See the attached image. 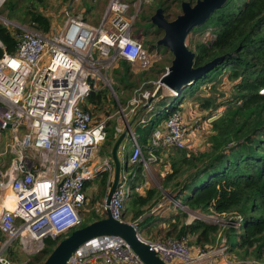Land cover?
Returning <instances> with one entry per match:
<instances>
[{"label": "built area", "instance_id": "1", "mask_svg": "<svg viewBox=\"0 0 264 264\" xmlns=\"http://www.w3.org/2000/svg\"><path fill=\"white\" fill-rule=\"evenodd\" d=\"M141 3L135 1L136 5ZM137 15L127 0H110L98 26L69 16L63 30L53 36L50 31L25 29L15 35L14 53L0 55V135L8 130L12 136L0 154H15L12 165L5 172L0 170V187L9 190L15 201L14 209L3 205L0 213V232L6 236V241L0 242V264H14L5 254L13 242L41 252L45 239H58L81 227L88 202L86 183L101 173H108L112 183L113 157H101L98 150L107 139L106 120L95 122L83 103L92 89H99L100 80L114 92L102 70L113 69L120 60L141 69L152 65L149 50L134 37ZM0 48H4L1 41ZM158 84L161 86L160 80ZM154 96L148 90L136 91L128 102L130 111L135 113L150 100L152 108ZM123 115L126 118L124 109ZM127 127L132 145L129 162L142 164L148 171L157 157L145 156L144 144L128 121L124 127L116 126L117 134ZM148 145L150 155H155L156 149L186 148L183 112H170ZM130 191L128 176L123 173L110 203L106 196L95 207L96 212L103 215L109 207L114 218L128 222L123 212ZM172 202L182 208L176 199ZM129 223L139 232V221ZM241 223L242 216L237 214L229 227L239 228ZM142 238L167 264H213L206 262L205 253L194 256L182 240L153 242ZM67 264L145 263L122 237L102 235L78 247Z\"/></svg>", "mask_w": 264, "mask_h": 264}, {"label": "trees", "instance_id": "2", "mask_svg": "<svg viewBox=\"0 0 264 264\" xmlns=\"http://www.w3.org/2000/svg\"><path fill=\"white\" fill-rule=\"evenodd\" d=\"M39 1L26 0L23 3L20 0H9L6 10L10 12V17L18 12L24 13L27 16L24 21L48 33L52 23L39 9ZM168 1H162L160 6H166ZM176 1L182 4L185 0ZM170 8L164 7V11ZM151 25L153 26L152 23ZM207 29L212 30V39H191L188 45L196 53L195 66L203 65L216 57L225 58L199 80L184 87L180 94L173 96L176 102L168 104L166 117L173 110L179 109L178 102L187 94L208 82H212L214 88L215 84L224 82L223 75L227 77L226 86L231 87L235 97L228 102L222 115L211 122L208 149L194 151L187 148H165L171 150L167 157L171 169L166 173L162 186L192 211L216 214L238 212L242 216L241 225L227 230L230 250L239 253L243 251L248 258L264 264V0H228L192 32ZM139 36L142 37L141 33ZM0 41L4 45V48H0V55L4 52L14 53L17 38L2 23ZM120 67L122 69H115L114 72L119 75V81L125 84L126 90L130 89L131 84L126 82V78L131 75V64L121 60ZM166 70H162L163 73ZM113 87L116 92L120 89L119 85ZM110 95L108 87L92 89L83 107L90 112H98L104 111L108 105L110 109L107 110H112L111 106H116L117 101ZM117 95L120 104L127 103L131 97L122 99L120 94ZM156 96L158 93L154 97ZM165 99L166 96H163L158 105ZM158 105L156 103L154 106L152 98L153 109ZM202 105L209 108L210 99L204 100ZM149 109L151 108L138 110L134 120L130 121L134 133L144 144V153L150 150L148 144L157 128L156 119L149 118L146 126L140 122ZM105 114L110 115L109 112ZM106 124L108 134L102 152L111 156L113 145L120 134L116 132L117 120L109 119ZM163 149H156L154 153L160 156ZM134 170L135 175L129 180L131 191L126 200L123 218H130V221L141 218L140 221L148 227L151 221L150 208L158 203L163 192L157 187H151L145 194H141L138 188L143 182V165L137 164ZM185 173L186 177L183 179ZM109 183L108 173H101L96 179L86 183V193L93 185L97 187L92 196L93 207L103 203ZM87 196L89 199L88 193ZM176 209L178 211L171 218L174 224L168 231V236L183 238L188 234H195L200 244L215 242L219 226L202 220L187 224L188 212L182 208ZM103 217L105 215L92 208L90 214L84 217L81 227ZM68 235H62L58 239H45L44 249L33 256L28 264H43L57 243Z\"/></svg>", "mask_w": 264, "mask_h": 264}, {"label": "rangeland", "instance_id": "3", "mask_svg": "<svg viewBox=\"0 0 264 264\" xmlns=\"http://www.w3.org/2000/svg\"><path fill=\"white\" fill-rule=\"evenodd\" d=\"M8 1L9 0H2L0 2V10L2 11L0 12V23L7 26L9 30L15 35L21 33L25 29L35 28L28 22L24 21L27 16H25V14L22 12H18L15 14V16L10 17V12L6 10ZM22 1L23 3L26 2V0H20V2ZM127 1L132 4V13H138L134 24V37H138V34L141 33V36L143 38L139 36V39L144 44V47L149 50L150 54L154 58V61H152V65L148 69H141L137 65H131V75L126 78V82H129L131 84V88L127 90L125 88V84L119 81V75L114 72L115 69H122V67H120L121 60L114 66L113 69H110L107 72L106 70H102V73L109 79L112 86L115 85L117 87L119 85L120 89L118 92L115 91L114 87V92L109 88L111 90L110 97L112 99H115L117 102L120 101L117 94H120L121 98L124 99L129 98V96L132 97L136 91L142 90H148L152 94L158 93V96L153 97L154 106L156 103L158 105L159 100L162 99L163 96H166L167 99L163 100V102H160L157 106L158 108L154 107L153 109L152 107V110L149 109L140 121L148 122L149 118H151L152 120L156 119L155 124L157 125V127H159L164 124L167 118L166 112L168 104L171 102H176V99H174L173 96L177 95V93H173L172 90L166 88L163 85H161L160 87V85L158 84L160 78L165 74V72L163 73L162 70L168 69V67L172 63L174 56L170 49L164 46H159L157 44L158 40L164 36V30L158 29L154 25L152 26L151 17L155 14L156 10L159 7L167 8L168 6H170L171 8L165 11V16L168 20H173L182 12L181 2H178L176 0H169L166 6H160L162 1L166 2L167 0H142L141 5L139 6L138 4H135V1L138 2V0ZM185 1H189L192 4L196 3V0ZM109 2L110 0H40L39 9L42 10L50 18L52 24L49 35L53 36L59 31L63 30L69 16L81 17L89 24L98 26L102 20V17L106 13ZM213 37L214 35L211 29H207L202 32H191L187 37V44L189 45L191 39L197 41H206L212 39ZM222 78L224 79L225 85L223 84L224 82H220L218 84H215L216 87L214 88V84L212 82H208L201 88L199 87L198 89H196L193 93L187 94L186 97H183L178 102L179 109L175 110H181L184 114L188 143L186 148L189 150L204 151L209 148V139L212 132V118L216 116L218 118L220 116L219 113H223L227 107L228 102L232 101L235 97L234 91L231 89V87L226 86V83H228L227 77L223 75ZM98 86L99 88L108 87L104 84L103 80L98 81ZM208 98L210 99L211 105L209 106V108L203 107L202 103ZM128 102L120 104L121 106L118 103L116 106L112 105V110H109L110 108L107 105L104 111H93L92 114L94 116V121L96 122L106 120L107 122L109 119H115L117 120L118 126H124V123L126 124V121L130 122L134 120V117L136 116V114H138V110L149 108L140 106L135 113H132L130 111V107H128ZM121 107L125 111L126 118L123 115V109H121ZM107 108L109 109L107 110ZM106 112H109L110 115L105 114ZM142 124L143 126H146L144 122ZM11 139L12 136L10 134V131H2V134L0 135V152L6 148V144L11 141ZM104 145H106V141H104L98 148L101 157H105V154L102 152V146ZM170 152L171 150L169 149H164L162 151L163 160H168L167 157ZM28 154L32 155V152L28 151ZM14 156L15 154L11 153L10 151L6 152L5 154H0V162H5V164L0 163V170L5 172L11 166L9 163L12 161ZM120 161L122 163V167H124V157L120 156ZM166 164H168L167 161ZM155 167H157V169ZM161 168L162 171L159 172ZM170 169L171 166L168 171H170ZM165 172L166 171L162 162H159L157 166L151 165L149 171L147 172L143 171V182L139 185V188L141 187L140 189L142 190V192H139H141V194H145L148 186L149 188L157 187L163 192L159 196L158 203L150 208V225L148 227H145L146 225L143 224L144 222L140 221L141 218L136 220L139 221V233L145 239L153 242H162L168 240L169 238L182 240L187 244L191 252H193L194 256H199L200 254L205 253L207 263H259L257 262V260L248 258L243 251L239 253L237 251L230 250V242L228 241L227 230L229 228L230 222H232L235 216L238 214V212L236 211L224 214L207 213L202 211H192L187 205L183 204L182 209L189 214L188 218L186 219L187 224H191L195 220H202L210 224L219 226V230L216 233V240L214 243L200 244L199 242H197L195 234H188L183 238H178L176 235L168 236L167 233L172 228V224H174V220L171 221V218L178 211L176 207H180L176 206V204L172 202V200L176 198L174 196L175 194H170L169 190L167 191L162 186V181L166 175L165 174L163 176L162 173ZM184 177H186V173L184 176H182L183 179ZM128 179L130 180V176L128 177ZM0 180H2V178ZM96 189V185H93L92 188L87 190L89 199L86 204V211L84 212L83 217H87L90 214L92 208L95 210L96 206L102 204L98 203L95 207H93L94 205L92 203V196ZM9 193V190H4L0 187V199H2L1 197ZM180 200L178 198L177 202L181 203ZM147 210L149 211V209ZM103 215L106 216V212ZM129 219H127L128 222H134L130 221ZM72 231L73 230H71L69 234ZM5 241L6 236H4L0 232V242L4 243ZM38 253L39 252L25 248L21 243L18 242H13L5 249V254L13 261L14 264H28L29 261L33 259V256Z\"/></svg>", "mask_w": 264, "mask_h": 264}, {"label": "water", "instance_id": "4", "mask_svg": "<svg viewBox=\"0 0 264 264\" xmlns=\"http://www.w3.org/2000/svg\"><path fill=\"white\" fill-rule=\"evenodd\" d=\"M227 1L196 0L194 4L189 1H183L181 4V14L173 20L167 19L163 7H159L156 10L155 14L151 17L152 24L158 29L164 30V36L158 40L157 44L170 49L174 56L167 72L160 78L161 85L180 94L184 87L199 80L225 58V56L216 57L203 65L195 66L196 53L189 48L187 37L195 28L202 26L215 10L221 8ZM150 104L151 100L143 107L148 108ZM221 113H219L220 116L222 115ZM216 118L217 116L212 119ZM128 124L131 127V123L128 122ZM127 136L128 127L119 135L112 148L115 173L107 193V204L110 203L111 196L119 183L121 174L124 173L118 156V149ZM102 235H117L125 239L145 264H167L143 240L140 233L131 223L114 218L109 207L106 208L105 217L79 227L61 239L43 264H67L78 247L90 239ZM244 264L261 263L248 262Z\"/></svg>", "mask_w": 264, "mask_h": 264}, {"label": "crops", "instance_id": "5", "mask_svg": "<svg viewBox=\"0 0 264 264\" xmlns=\"http://www.w3.org/2000/svg\"><path fill=\"white\" fill-rule=\"evenodd\" d=\"M184 107V106H183ZM183 109V108H182ZM143 122H145V121H142V123ZM145 124L147 125L148 124V122H145ZM125 125V124H124ZM124 127V126H123ZM124 142L122 143V145L119 147V149H118V156H119V159H120V156H122V157H124V167H123V171H124V174H126L128 177L130 176V179H131V176H134L135 174V170H134V166H136L137 164H131L130 162H129V156H130V153H131V148H132V145H131V142H130V139H128V138H126V139H124L123 140ZM129 149V150H128ZM165 149V148H164ZM163 149V150H164ZM162 150V151H163ZM145 152V151H144ZM151 153H150V150H148L147 151V153H145V156L147 157V158H150V157H152V156H156L157 157V160L155 161V162H150V166L151 165H154V166H157V164L159 163V162H162V164H163V166H164V169H165V173H162V175L164 176L167 172H168V170H169V168H170V164H166V161L167 160H163V153L161 152V154H160V156L158 155H156L155 153V155H150ZM106 156V155H105ZM0 163H4L5 164V162H3V161H1ZM12 163H13V159H12V161L9 163L10 165H12ZM8 164V165H9ZM129 167H130V169H129ZM156 169H157V167H155ZM150 169V168H149ZM143 171H146L147 172V170H144V168H143ZM149 171V170H148ZM160 171H162V168L159 170V172ZM147 184H148V181H147ZM141 188V187H140ZM140 188H138V190L139 191H141L142 192V190L140 189ZM147 188H149V186L147 187ZM90 189V188H89ZM140 192V193H141ZM3 201H4V199L2 200H0V211L1 210H3V208L4 207H1L2 206V204H3ZM5 206V205H4Z\"/></svg>", "mask_w": 264, "mask_h": 264}, {"label": "bare ground", "instance_id": "6", "mask_svg": "<svg viewBox=\"0 0 264 264\" xmlns=\"http://www.w3.org/2000/svg\"><path fill=\"white\" fill-rule=\"evenodd\" d=\"M173 93H177L176 91L172 90ZM178 94V93H177ZM4 199L3 201V204H2V207L3 205L7 206L8 208H11V209H14L15 208V201L13 199V195L11 193L5 195L2 200ZM1 205V204H0ZM1 209V208H0Z\"/></svg>", "mask_w": 264, "mask_h": 264}, {"label": "flooded vegetation", "instance_id": "7", "mask_svg": "<svg viewBox=\"0 0 264 264\" xmlns=\"http://www.w3.org/2000/svg\"><path fill=\"white\" fill-rule=\"evenodd\" d=\"M152 22V21H151Z\"/></svg>", "mask_w": 264, "mask_h": 264}]
</instances>
